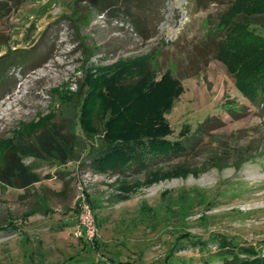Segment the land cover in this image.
Masks as SVG:
<instances>
[{"label":"rangeland","instance_id":"374dc122","mask_svg":"<svg viewBox=\"0 0 264 264\" xmlns=\"http://www.w3.org/2000/svg\"><path fill=\"white\" fill-rule=\"evenodd\" d=\"M231 1L150 0L113 20L92 11L85 22L87 7L75 0H8L0 17V161L50 120L96 148L107 120L124 134L129 113H159L163 139L184 150L118 174L91 170L87 148L64 165L24 158L42 179L26 189L0 184V264H222L242 245L264 254V101L245 97L232 62L216 58L225 34L219 17ZM249 28L264 37V16ZM143 59L154 81L168 72L178 85H150ZM247 59L244 52L233 62ZM126 71L128 89L116 76ZM84 78L111 106V115L88 107L92 141L78 123ZM138 78L151 99L133 85ZM83 202L92 238L76 234Z\"/></svg>","mask_w":264,"mask_h":264},{"label":"trees","instance_id":"16d2710c","mask_svg":"<svg viewBox=\"0 0 264 264\" xmlns=\"http://www.w3.org/2000/svg\"><path fill=\"white\" fill-rule=\"evenodd\" d=\"M150 0H75L76 4L87 7L85 15L81 19L88 22L92 11L106 20L118 18L120 14L131 15L132 10L142 9ZM18 2V1H17ZM8 0H0V17L10 10ZM264 16V0H232L227 9L219 17V25L225 30L224 37L218 42L216 58L231 64L234 69L235 85L248 99L255 100L261 95L264 101V37L254 34L250 30V24L254 23L256 16ZM139 32H143L141 17L133 20ZM244 52L249 54L246 61L234 64ZM141 76H148L150 85L160 82H171L178 85V78L166 72L160 81H154V74L150 71L146 59H143ZM127 69H130L127 67ZM125 70V69H124ZM122 70V71H124ZM119 71V70H117ZM123 88H130L131 76L127 71L116 74ZM139 77V75H138ZM143 78V77H142ZM142 78L135 79L133 85L140 89V95L152 98L144 92L141 85ZM93 80L84 78L77 86V96L83 97L84 106L79 114V127L87 140L92 141L96 132L91 124L92 115L110 113L111 106H103V96L97 86L93 88ZM146 94V95H145ZM144 98V96H142ZM89 99V100H88ZM146 99V98H145ZM88 101V103H87ZM111 101V100H110ZM85 102L87 106H85ZM128 104V103H127ZM125 106V105H124ZM82 107V106H81ZM87 108L86 111H84ZM89 113V114H88ZM151 118H154L152 121ZM153 122H156L157 127ZM164 119L158 113L156 115L136 118L134 113H129L125 122L124 134L117 131V124L113 127L111 119L105 124V139L103 144L94 148L91 144H80L75 131L65 123L50 120L37 127L31 134L21 136L5 150L0 161V184L18 189H26L39 182L42 177L35 171L33 164H25L24 158L33 160L53 161L60 165L68 161L77 160L81 150L87 148L88 166L94 172L123 173L132 167H146V161L150 157L168 156L184 150L180 142L171 143L163 139L168 133ZM135 130L132 134L127 132ZM49 177V176H46ZM243 257H239L240 255ZM230 260L222 264H264V254H261L252 246H240L236 250L226 251Z\"/></svg>","mask_w":264,"mask_h":264},{"label":"built area","instance_id":"2783aa9c","mask_svg":"<svg viewBox=\"0 0 264 264\" xmlns=\"http://www.w3.org/2000/svg\"><path fill=\"white\" fill-rule=\"evenodd\" d=\"M79 220L80 223L78 225V229L76 230V234H84L87 238H92L93 236H95L96 227L94 224V218L89 203H82Z\"/></svg>","mask_w":264,"mask_h":264}]
</instances>
